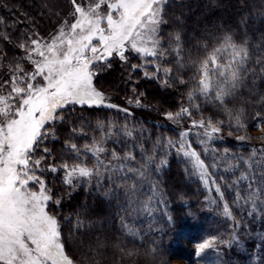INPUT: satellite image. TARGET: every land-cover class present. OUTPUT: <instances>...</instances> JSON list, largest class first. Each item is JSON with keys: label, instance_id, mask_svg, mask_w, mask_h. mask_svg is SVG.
<instances>
[{"label": "snow or ice", "instance_id": "obj_1", "mask_svg": "<svg viewBox=\"0 0 264 264\" xmlns=\"http://www.w3.org/2000/svg\"><path fill=\"white\" fill-rule=\"evenodd\" d=\"M167 2L90 0L81 4L78 0H70V23L63 21L48 41L28 37L19 45L25 53L23 59L32 66V70L25 71L17 63L9 69L12 75L0 82V264H74L65 252L59 221L47 210L50 201L59 205L60 200H53L51 189L42 178L45 171H62L63 183L70 188L82 180L91 183L95 179V187L102 196L109 198V202H117L121 227L135 235L125 222V216L152 215L154 206L163 202L157 201L159 189L149 178L151 165H155L154 171L167 165L166 159H158L156 147L174 149L191 166L190 175L205 187L209 183L214 186L223 202L222 215L232 221L231 239L236 240L235 230L241 225L225 201L217 178L189 140L193 134L204 146L205 155L209 152L214 154L211 168L227 174L218 179L233 192L237 208L247 207V215L253 217L264 213V149L259 152L253 150L245 159L225 148L221 156L220 150L209 149L207 145L221 138L224 121L214 122L211 117L192 118L193 111L200 110L196 100L202 97L227 112L238 130L245 127L241 114H233L226 103L245 83L246 75L250 74L255 79L258 74H264V55H258L254 61L259 68L250 66L252 53L247 41L237 43L230 34L221 36L217 46L210 51L205 45L207 54L195 62L196 86L186 97L190 106L164 113L166 120L176 124L185 118L190 121L189 126L178 133V140H158L150 153L144 150L143 144L133 145L121 155L104 146L113 138L114 126L98 122L96 127L103 134L93 139L90 145L85 144L81 148L76 143H65L77 163L64 161L59 167L49 164L43 168L46 157L34 158L38 149L51 156L50 149L42 145L49 136L55 138V133L49 128L57 121L63 122L62 111L69 105L116 108L130 114L127 109L106 103L104 94L94 86L95 77L99 74L96 69L101 65L109 67L114 55L124 61L126 52H135L144 63L132 66L134 69H143L146 78L163 76L162 82L168 84L173 71L160 62L171 63L167 57L174 53L173 59L183 66L184 47L179 33L170 35L167 42L162 37L161 26L166 23L163 10ZM102 7L108 11L102 13ZM4 38L7 39L6 36ZM261 47L264 50V45ZM149 66L151 73L147 71ZM179 83L184 84L185 81L180 79ZM261 102L264 103V97ZM136 104H140L139 98ZM46 124L49 128L45 127ZM259 127L260 123L257 124ZM82 131L71 129L73 135ZM119 131L124 138L134 139V129L127 125ZM237 139L244 141L246 137L241 135ZM137 146L142 150L139 162L133 151ZM87 154L95 161L92 167L85 163ZM105 178L111 184L107 191L102 188ZM145 184L148 185L147 192L144 191ZM33 187H38V190H32ZM210 203L217 204V201L211 200ZM167 220L170 226L174 225L171 216H167ZM82 226L78 223L77 228ZM229 243V240L212 237L198 245L196 256L200 257L206 249L217 244Z\"/></svg>", "mask_w": 264, "mask_h": 264}, {"label": "trees", "instance_id": "obj_2", "mask_svg": "<svg viewBox=\"0 0 264 264\" xmlns=\"http://www.w3.org/2000/svg\"><path fill=\"white\" fill-rule=\"evenodd\" d=\"M171 8L168 12L170 23L165 27L164 33L166 41L170 35L179 33L184 47L183 63L194 62V64L187 63L188 66H180L173 59L174 55L167 57L171 63L161 61L164 67L173 69V76L168 80L167 85L162 82L165 79L163 76L146 78L143 69L135 71V75L138 76V83L135 85H129L127 76L119 68L106 74L103 77L104 82L102 80L103 85L107 86L102 88L103 90L108 91L110 88L116 93L115 97H111L117 104L123 106L126 104L124 101L133 95L131 93L133 87L139 92L137 96L143 95L146 101L154 100L144 103L145 108L134 110L135 119L140 115L143 116L144 121L141 125L144 127L146 123L149 124L148 118L161 120L164 113L176 112L180 107L189 105L187 94L196 86L195 62L207 54L204 50L205 45L210 51L211 44L214 45L224 34H230L237 43L247 41L252 53L250 66L259 68L254 61L258 55H264L261 47L264 45V0H177ZM53 18L55 19L54 15L49 16L42 10L37 0H0V21H2L0 22V82L12 75L9 71L10 67H14L17 63L24 68L27 66L28 62L23 59L25 53L19 45L28 37L45 35L53 26ZM5 36L7 39L4 38ZM31 69L32 67L28 65L25 71ZM147 71L152 72V68H147ZM180 79L185 83H179ZM262 97H264V74H258L255 79L248 74L245 83L234 96L229 97L226 107L233 114H241V122L246 126L261 124L264 123ZM154 107L158 108L157 111ZM200 107L197 113L201 115L212 109L213 113L217 111L215 115L221 119L231 118L214 102ZM109 111L105 107L69 105L62 111L63 122L57 121L50 128L46 126L55 133V138L49 136L42 145L50 149L51 156H47L39 149L34 156L46 157L42 164L43 168H47L49 164L59 167L64 161L70 164L77 163L78 160L65 147V143H76L81 148L85 144H91V137L99 135L98 131H92L89 126V122H92L91 115L94 113L98 122H107ZM73 128L83 131L73 135L71 132ZM222 134L224 139L217 142L222 147L242 150L264 146V137L245 136L242 129L230 133L222 132ZM241 135L246 137L244 141L237 139ZM171 163L170 168L162 174L161 180L162 187L167 190L169 202L172 203L169 216L173 218L174 225L170 226L168 221L164 220L159 228L148 231L144 239L142 238L143 241L130 240L122 233L117 216V202H107V198L96 192L86 191L82 187L68 188L58 179H54L53 173L48 171L43 173L42 178L45 179L48 188L53 190V200H60L59 205L51 203L49 211L59 221L65 252L74 263L164 264V260L168 257H187L194 260L195 243L203 242L207 236L218 238L220 234L218 230L222 226L213 211L206 209L203 188L201 186L199 188L196 182L187 178L184 168L176 158ZM64 192L68 193L65 195ZM80 208H82L81 212H77L76 210ZM78 223L83 226L77 228ZM250 241L254 250L257 242ZM206 252L218 257V254L212 250Z\"/></svg>", "mask_w": 264, "mask_h": 264}, {"label": "rangeland", "instance_id": "obj_3", "mask_svg": "<svg viewBox=\"0 0 264 264\" xmlns=\"http://www.w3.org/2000/svg\"><path fill=\"white\" fill-rule=\"evenodd\" d=\"M37 1H38V4H40L42 10L45 11L47 13V15H49V16L54 15L55 19L53 18V22H52L53 26L51 27L50 30L47 31V33H45V35H42V36L35 35V37L33 39L40 38V39H43L44 41H48L52 36H54L56 34L59 25L63 21L68 20L69 23L71 22V16L69 14L72 11V5L70 3V0H37ZM176 1L177 0H168L167 4L164 6L163 11H164V18L166 20V23L161 26V34H162V37H163L165 42H167L166 41L167 38L164 36L165 35L164 34L165 33V27L168 25V23H170V21H168V16H169L168 12L170 11V9H172L171 7H172V5H174V3H176ZM78 2L81 4H87L90 2V0H78ZM100 11L102 13H106L108 10L106 7H102L100 9ZM166 36L168 37V35H166ZM214 46H217V42L214 45L211 44L209 46L210 50ZM172 55H175V54L173 53ZM138 61L141 63H139ZM143 63H144V61H143L142 57H140L139 55H137L133 51H128V52H126V60L122 61L119 59L118 56L114 55L110 59V66L109 67H104L103 65H101L98 69H96V71H98L99 74L95 77L94 86L104 94V96L106 97V103H111V104L117 105L119 109H127L128 112L130 113L129 115H126L125 112L119 111L116 108L105 107V108L110 110L109 111V120L107 122H102V123L105 126H107L109 123H111L114 126V131H113V138L108 140L107 144H105L104 146L109 151H111L112 149H115L121 155L123 154L124 151H127L133 145L143 144L144 150H146L150 153L151 150L156 146V142L158 140L163 141L167 138V139H171L173 141H176L179 139L178 133L180 131L186 129L190 123V121L187 118H185V119L181 120L179 124H176V123H173L172 121L166 120L164 115H163L161 120L148 118L149 124L146 123V125H145L146 127H144L141 125V122L144 121L143 116L140 115L137 119H135L134 110H140L142 108H145L144 103L147 104L148 102H153L154 100H150V101L147 100L146 101V99L143 98V95L137 96L139 92L137 91L136 88L133 87V88H131V93L133 94L132 97L127 99L126 101H124V103H126V104L123 106V105L117 104L116 100L112 99L111 96H113V97L116 96V93L114 91H111L110 88H108L110 91L109 90L105 91L102 89V88L107 87L106 85L105 86L103 85V82H104L103 77L106 76V74H108L109 72L113 71L115 68H119L120 71L122 69L123 73H125V75L127 76V79L129 80L128 81L129 85L130 84L135 85L136 83H138V81H137L138 76L135 75V73H136L135 71L136 70L139 71L142 69H134L132 66L142 65ZM187 63L189 65L194 64V62H191V63L187 62ZM187 63L186 64L183 63L184 67H185V65L188 66ZM28 65L30 67H32L29 63H27V66L24 68L25 70L27 69ZM149 67H151V66H149ZM148 72L151 73V71H148ZM102 80H103V82H102ZM194 81H195L194 83H196V79H194ZM159 94L161 95V92ZM137 98H139V100H140L139 105L136 104ZM129 101H131V103ZM196 103L199 104V106H201V105L209 104L212 102L206 101L204 98L201 97V98H198L196 100ZM150 105H152V104H150ZM189 106L190 105L185 106V107H189ZM155 109L157 111L158 108H155ZM211 110H209L205 115L203 113L201 115L200 113H197L198 111L194 110L192 118L199 120L201 118L207 119V118L211 117L214 122L218 121V120L227 121V123L224 122V124H223L222 132L230 133L232 131H234V132L240 131V129L239 130L237 129L235 122L231 121L232 120L231 118H230L231 120L230 119L226 120L225 118L221 119L219 116L215 115V113H217V111L214 110L215 113H213L212 112L213 110L212 111ZM93 114L91 115L92 122L97 123L98 119ZM105 117H108V115H105ZM94 118L96 120H94ZM92 122H89V126L92 128V131H94V132L98 131L99 135H96L95 137L92 136L91 137V143H92L93 139H98L103 134L102 130L98 129L96 127L97 124L96 123L93 124ZM99 122H101V121H99ZM124 125H127V127L129 129H134V139L129 140L128 138H124L122 136V134L120 133L119 130ZM46 126H47V124L45 125V127ZM242 130H243L245 136H249V137L261 136V137H264V123H261L259 128H257L256 124L255 125H248V126L245 125V127ZM49 131L51 132V130H49ZM195 131H199V130H194V132ZM222 132L220 133L221 138L212 140L207 145V147L209 149L216 148V149L220 150L221 156L223 155V149H225V148L229 149L233 155L243 156L245 159H247L250 156V154L253 150L259 152L261 149H264V146H263L261 148L258 147V148H252V149H242V150L234 149L233 150L229 147L219 146L218 145L219 141L224 139L223 138L224 135L222 134ZM93 134H95V133H93ZM173 135H175V136H173ZM189 140L191 141L193 147L198 152H200L201 158L205 161V164L209 166V171L212 172L213 175L217 178V183L220 185L222 191L224 192L225 201L229 204L230 209L233 211V214L236 218V221H238L239 224L241 225L239 228H237L235 230L237 235H238V238L236 240L231 239L232 221L226 219L222 215L221 209H222L223 202L220 201L219 194H217L214 191V186H212L211 183H209L208 187H205L201 182L198 181V179L195 176L190 175L189 169L191 166L189 164H187L181 156L177 155L174 149L170 148V149L165 150V149H161L159 147H156L157 157H158V159L159 158L166 159L167 165L163 166L159 171H154L155 165H151L150 170H149V178H150V182L156 184L158 189H159L157 201L162 200L163 202L162 203L158 202L154 206V210H153L152 215L142 213L135 218L125 216V222L134 230V232L136 233L135 235L129 234L126 229L121 227V223L119 222L120 219L118 217V222H119L120 227L122 228L121 229L122 233L124 235H127V237H129L130 240L141 241L142 238L144 239L145 235H147L148 231H150L152 229L154 230V228L155 229L159 228V225L162 224V222L164 220L168 221L167 216H169L171 213V209H169V208H171L172 203L169 202V199H168L169 196L167 195V190H165L162 187L161 177H162V174L167 169L170 168V165L172 164L171 162L173 161V159L176 158L179 161V163L181 164V167L184 168L186 175H187V178L196 182L198 184L199 188H200V186H201V188H203V191L205 192L203 200L205 201L206 209H208L209 211H213V213L216 215V217L220 220L219 222H220V225L222 226L223 229L221 228L220 230H218V233L220 232V234H221V236H220V234L218 235V239L229 240L230 243L227 245L226 244H218V246H215L211 249H206L204 251V253L201 254L200 257H197L195 254L194 260L189 259L187 257H177V258L168 257V259L164 260V264H228V263H231V264H264V226H263L264 213H257L253 217V216L247 215V212L249 211V209L247 207L237 208V206L233 202L234 201L233 192L230 191L229 189L225 188L223 182H221L218 179L219 176L227 175V174L222 173L220 171H216V170L211 168V164L213 161V155L214 154L212 152H209L207 155L204 154V151H203L204 146L199 143V139L195 134L191 135L189 137ZM123 141H127V142L125 143ZM133 151H134L135 155L137 156V161L139 162L142 158L141 157V151L142 150L137 146V147L133 148ZM165 151L167 152V155L164 154ZM38 157L39 156H36V155L34 156V158H38ZM85 163L89 167H92L94 165L95 161L92 159L90 154H87V158L85 159ZM53 175H54V179H58L63 184V186H66L63 183L64 173L62 171L57 172V173H53ZM95 185H96L95 179H93L91 183H85L82 180L76 187L77 188L78 187L85 188L86 191L88 190L91 192H96L97 194H100L102 196L101 191H98L96 189ZM66 187H68V186H66ZM110 187H111V184L107 181V178H105V180L103 181V185H102L103 191H107ZM32 190L36 191V190H38V187H33ZM147 190H148V185L145 184L144 185V191L147 192ZM52 191L53 190H51V192ZM67 193L68 192H64L65 195ZM211 200H216L217 204L220 205V207H217V204L210 203ZM108 201H109V198H107V202ZM112 201H114V203L116 202L115 200H111V202ZM51 203H52L51 201L48 203V207H47L48 211H49V206H51ZM110 205H113V204H110ZM81 210H82V208L77 209L76 211L81 212ZM49 213H50V211H49ZM165 214H167V216ZM209 228H214V227H209ZM212 237H214V236H207L205 238V240L211 239ZM182 240H183V238H182ZM250 240L257 242V245L254 248V250H252V248H251V244H250L251 241ZM203 242H199V243L194 244V248L196 249V251H197L198 245L203 243ZM218 249H220V250H218ZM209 250H212L213 252H215V254H218V257H216L215 255H211V254L206 252ZM74 264H76V263H74Z\"/></svg>", "mask_w": 264, "mask_h": 264}]
</instances>
